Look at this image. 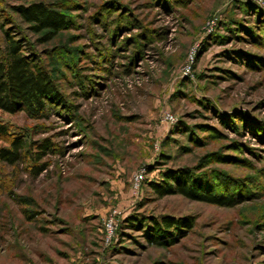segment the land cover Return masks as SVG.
Instances as JSON below:
<instances>
[{
  "label": "rangeland",
  "instance_id": "374dc122",
  "mask_svg": "<svg viewBox=\"0 0 264 264\" xmlns=\"http://www.w3.org/2000/svg\"><path fill=\"white\" fill-rule=\"evenodd\" d=\"M34 1L67 18L48 41L14 12ZM2 28L60 99L37 119L0 109L27 145L0 162V264H264V0H0V48ZM183 170L236 203L150 190ZM162 216L189 228L150 244L148 218Z\"/></svg>",
  "mask_w": 264,
  "mask_h": 264
},
{
  "label": "trees",
  "instance_id": "16d2710c",
  "mask_svg": "<svg viewBox=\"0 0 264 264\" xmlns=\"http://www.w3.org/2000/svg\"><path fill=\"white\" fill-rule=\"evenodd\" d=\"M14 12L34 34H40V41L52 39L62 28L68 25L66 16L48 8L40 1L19 4ZM3 29L4 43L0 48V109L8 113L25 112L31 118L43 116L49 103L59 101L60 94L55 90L50 77L38 61L26 51L21 39L15 38L7 29ZM0 162L14 166L23 160L27 145L21 136H13L6 124L0 122ZM37 150L32 154L34 163L31 174L38 175L45 166L36 164L48 150L46 140L34 142ZM156 197L177 194L183 198L220 207H229L236 203L231 193L212 192L202 186V181L195 179L187 171L177 173L168 171L162 174L158 183L148 184ZM147 240L150 244L166 246L173 244L189 223L183 219L162 216L148 218ZM130 227H142V219L126 220Z\"/></svg>",
  "mask_w": 264,
  "mask_h": 264
},
{
  "label": "built area",
  "instance_id": "2783aa9c",
  "mask_svg": "<svg viewBox=\"0 0 264 264\" xmlns=\"http://www.w3.org/2000/svg\"><path fill=\"white\" fill-rule=\"evenodd\" d=\"M140 174L136 173L133 175L132 177V186L133 189H136V187L138 186L139 183V179H140ZM118 214L117 211L112 210L111 212H109V214L107 215V217L104 219L103 221V226H102V242L107 244L109 243L114 236V231H115V218L116 215Z\"/></svg>",
  "mask_w": 264,
  "mask_h": 264
}]
</instances>
